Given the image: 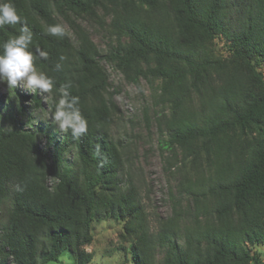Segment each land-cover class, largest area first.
<instances>
[{
  "label": "trees",
  "instance_id": "16d2710c",
  "mask_svg": "<svg viewBox=\"0 0 264 264\" xmlns=\"http://www.w3.org/2000/svg\"><path fill=\"white\" fill-rule=\"evenodd\" d=\"M13 3L31 47L49 53L35 63L55 80L50 95L70 81L88 131L75 140L27 128L19 103L1 116L0 264H49L67 248L88 264L93 223L104 218L122 222L129 248L120 264H264V0ZM57 23L62 38L45 33ZM86 24L106 32L105 49ZM21 26L0 28V44ZM106 65L139 89L150 85L161 144L182 155L173 215L155 226L112 135L120 91L110 90Z\"/></svg>",
  "mask_w": 264,
  "mask_h": 264
},
{
  "label": "rangeland",
  "instance_id": "374dc122",
  "mask_svg": "<svg viewBox=\"0 0 264 264\" xmlns=\"http://www.w3.org/2000/svg\"><path fill=\"white\" fill-rule=\"evenodd\" d=\"M89 29L97 45L105 49L106 32L98 27ZM216 47L219 52L226 53L224 39L218 38ZM106 67L110 73V90L119 89L120 91L115 96L119 113L112 126V135L122 143L126 165L132 179L140 187L151 223L155 226L157 218L173 215V207L179 198L176 185L182 155L178 149L173 153L161 144L163 142L161 129L155 121V112H158L159 107L153 100L150 85L142 81V88L139 89L126 82L111 65ZM260 69L264 73V65H261ZM15 90L21 94V97L17 93L15 97H11L7 84L0 82V119L4 113L14 112L19 103L25 110L24 114L19 115V119L22 123L27 122V128H37L41 125L50 128L51 131L62 133L49 118L48 105L43 99L45 94H36L37 98L41 99V105L38 107L31 97L33 92L22 86H18ZM27 117L31 119L28 120ZM45 142L46 139L41 138V144L44 145ZM67 157L73 161L74 150L70 151ZM3 219L4 213L0 209V220ZM122 226L120 220L107 218L93 223L94 240L91 245L86 246V249L93 251L94 257L88 264H120L124 261L129 243L121 242ZM258 249L263 252L264 257V244L258 245ZM49 264H75L74 253L67 248L58 261ZM128 264L133 263L130 261Z\"/></svg>",
  "mask_w": 264,
  "mask_h": 264
},
{
  "label": "clouds",
  "instance_id": "9594fccd",
  "mask_svg": "<svg viewBox=\"0 0 264 264\" xmlns=\"http://www.w3.org/2000/svg\"><path fill=\"white\" fill-rule=\"evenodd\" d=\"M22 25L18 34L10 36L0 44V82L8 86L11 97L16 96L15 89L22 86L33 93H41L48 105L52 123L63 133H71L78 140L88 131V121L79 107V96L71 95V82L56 88V95L50 96L55 87V80L46 72L39 70L36 60H47L49 53L40 48H32L33 33L27 22L18 13L13 0H0V28L5 25ZM47 35L64 37L66 29L62 24L49 25L45 29ZM60 61L65 57L60 56ZM62 63L55 64V71H61ZM8 129H11L9 127Z\"/></svg>",
  "mask_w": 264,
  "mask_h": 264
}]
</instances>
